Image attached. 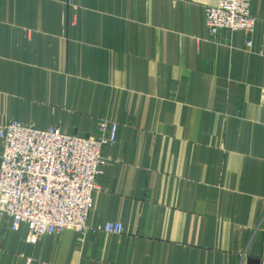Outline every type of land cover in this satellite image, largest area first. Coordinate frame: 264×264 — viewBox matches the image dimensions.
I'll return each mask as SVG.
<instances>
[{
  "label": "crops",
  "instance_id": "crops-1",
  "mask_svg": "<svg viewBox=\"0 0 264 264\" xmlns=\"http://www.w3.org/2000/svg\"><path fill=\"white\" fill-rule=\"evenodd\" d=\"M216 2L0 0V124L117 121L89 224L124 226L29 242L0 212V264H264V0L251 48Z\"/></svg>",
  "mask_w": 264,
  "mask_h": 264
},
{
  "label": "built area",
  "instance_id": "built-area-1",
  "mask_svg": "<svg viewBox=\"0 0 264 264\" xmlns=\"http://www.w3.org/2000/svg\"><path fill=\"white\" fill-rule=\"evenodd\" d=\"M67 4L77 7L74 0ZM256 21L251 0H217L206 8L205 24L210 33L218 36L222 31L242 30L246 48L253 45ZM118 127L117 121L104 120L99 125L100 136L84 137L54 126L25 125L17 119L0 124V212L11 218L12 229L25 224L29 242L67 229L123 233L121 222L89 224L93 193L98 188L96 177L112 159L104 148L116 145ZM32 261L29 257L26 264Z\"/></svg>",
  "mask_w": 264,
  "mask_h": 264
}]
</instances>
